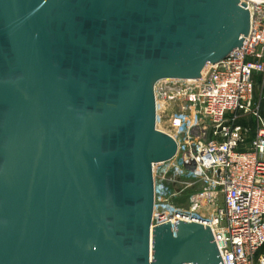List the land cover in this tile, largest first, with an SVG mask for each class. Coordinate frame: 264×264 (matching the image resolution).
<instances>
[{"label": "water", "instance_id": "1", "mask_svg": "<svg viewBox=\"0 0 264 264\" xmlns=\"http://www.w3.org/2000/svg\"><path fill=\"white\" fill-rule=\"evenodd\" d=\"M241 0H0V264H223L211 228H151L156 84L241 48Z\"/></svg>", "mask_w": 264, "mask_h": 264}, {"label": "built area", "instance_id": "2", "mask_svg": "<svg viewBox=\"0 0 264 264\" xmlns=\"http://www.w3.org/2000/svg\"><path fill=\"white\" fill-rule=\"evenodd\" d=\"M241 1L250 11L242 47L207 64L198 79H164L158 86L180 114L172 117L175 156L153 166L151 228L169 221L174 231L177 220L201 223L211 228L223 264H264V252L257 256L264 247V0ZM250 117L253 130L243 122ZM183 178L184 188L202 187L189 209L172 203L171 183Z\"/></svg>", "mask_w": 264, "mask_h": 264}, {"label": "rangeland", "instance_id": "3", "mask_svg": "<svg viewBox=\"0 0 264 264\" xmlns=\"http://www.w3.org/2000/svg\"><path fill=\"white\" fill-rule=\"evenodd\" d=\"M253 82L257 86L260 84V76L254 73ZM163 83V82H161ZM255 92V100L258 101V89ZM157 94V122L156 127L170 135H175V123H173V116L180 114V109L175 105L176 102L169 99V96H164L159 92V89L156 88ZM262 110L264 111V101L262 102ZM247 122L252 127L255 125V120L253 118H248ZM188 182V179H179L176 182L171 183V189L174 194L172 203L173 207L177 209H189L191 207V199L194 194H196L202 187L201 184H194L189 187H185V183ZM219 203H221V197L218 198ZM206 217H210L209 211H204ZM264 252V247L258 251V254Z\"/></svg>", "mask_w": 264, "mask_h": 264}, {"label": "crops", "instance_id": "4", "mask_svg": "<svg viewBox=\"0 0 264 264\" xmlns=\"http://www.w3.org/2000/svg\"><path fill=\"white\" fill-rule=\"evenodd\" d=\"M243 122L246 123L247 122V119H243ZM248 123V122H247ZM252 130L255 128V125L251 127Z\"/></svg>", "mask_w": 264, "mask_h": 264}, {"label": "bare ground", "instance_id": "5", "mask_svg": "<svg viewBox=\"0 0 264 264\" xmlns=\"http://www.w3.org/2000/svg\"><path fill=\"white\" fill-rule=\"evenodd\" d=\"M204 72V71H203ZM169 81V79H166V81ZM159 84H160V81L158 82V84H157V88H158V86H159ZM157 95V94H156ZM163 95H165V96H167V94H163Z\"/></svg>", "mask_w": 264, "mask_h": 264}]
</instances>
